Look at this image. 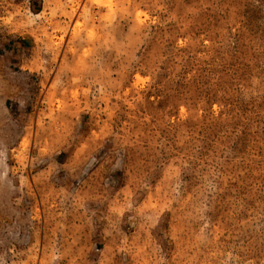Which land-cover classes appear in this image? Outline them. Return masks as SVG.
<instances>
[{
    "label": "rangeland",
    "instance_id": "obj_1",
    "mask_svg": "<svg viewBox=\"0 0 264 264\" xmlns=\"http://www.w3.org/2000/svg\"><path fill=\"white\" fill-rule=\"evenodd\" d=\"M0 264H264V0H0Z\"/></svg>",
    "mask_w": 264,
    "mask_h": 264
}]
</instances>
